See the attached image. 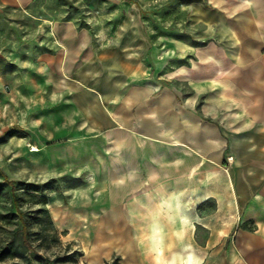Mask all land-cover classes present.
<instances>
[{
    "label": "crops",
    "instance_id": "crops-1",
    "mask_svg": "<svg viewBox=\"0 0 264 264\" xmlns=\"http://www.w3.org/2000/svg\"><path fill=\"white\" fill-rule=\"evenodd\" d=\"M195 5L194 37L146 43L128 27L114 43L136 42L144 68L106 85L90 84L93 66L121 54L88 27L55 20L54 40L28 45L20 80L52 83L28 93L30 144L63 186L54 214L67 196L93 226L95 264H264V0Z\"/></svg>",
    "mask_w": 264,
    "mask_h": 264
},
{
    "label": "rangeland",
    "instance_id": "rangeland-1",
    "mask_svg": "<svg viewBox=\"0 0 264 264\" xmlns=\"http://www.w3.org/2000/svg\"><path fill=\"white\" fill-rule=\"evenodd\" d=\"M195 4L196 0H36L32 9L24 10L0 3V264H29L27 241L35 247L38 264H95L96 259L93 226L75 219L77 211L69 209L67 196L60 216L55 215L52 207L61 202L52 204V192L61 199L63 186L51 178V155L30 144L42 129L35 122L36 99L28 93L37 90L36 84L46 89L52 83L20 80L21 64L28 53H35L29 43L54 40L55 20L72 19L88 27L95 42L110 44L114 54H121L114 60L101 58L93 66L90 84L106 85L107 72L130 78L144 68L145 53H137L136 42L123 48L114 43L131 38L128 27L140 25L146 43L169 33L194 37Z\"/></svg>",
    "mask_w": 264,
    "mask_h": 264
},
{
    "label": "trees",
    "instance_id": "trees-1",
    "mask_svg": "<svg viewBox=\"0 0 264 264\" xmlns=\"http://www.w3.org/2000/svg\"><path fill=\"white\" fill-rule=\"evenodd\" d=\"M26 243H27L28 248H29V253H28L29 264H38L36 257L34 256L35 247L30 245V243L28 241Z\"/></svg>",
    "mask_w": 264,
    "mask_h": 264
},
{
    "label": "built area",
    "instance_id": "built-area-1",
    "mask_svg": "<svg viewBox=\"0 0 264 264\" xmlns=\"http://www.w3.org/2000/svg\"><path fill=\"white\" fill-rule=\"evenodd\" d=\"M227 161L229 162V163H232L233 161H234V156L233 155H227Z\"/></svg>",
    "mask_w": 264,
    "mask_h": 264
},
{
    "label": "bare ground",
    "instance_id": "bare-ground-1",
    "mask_svg": "<svg viewBox=\"0 0 264 264\" xmlns=\"http://www.w3.org/2000/svg\"><path fill=\"white\" fill-rule=\"evenodd\" d=\"M33 150H37V147L36 146H34L33 147ZM159 235V234H158ZM160 236V235H159ZM158 247V246H157ZM161 257V256H160ZM175 260H178V262H179V264H183V260L182 259H174V261ZM173 264V263H172Z\"/></svg>",
    "mask_w": 264,
    "mask_h": 264
}]
</instances>
